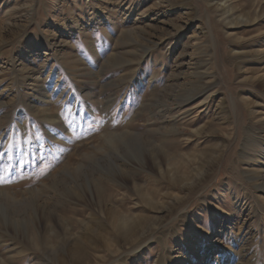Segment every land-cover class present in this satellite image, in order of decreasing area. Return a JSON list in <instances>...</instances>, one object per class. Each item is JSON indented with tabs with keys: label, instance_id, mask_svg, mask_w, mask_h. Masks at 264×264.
I'll return each mask as SVG.
<instances>
[{
	"label": "rangeland",
	"instance_id": "rangeland-1",
	"mask_svg": "<svg viewBox=\"0 0 264 264\" xmlns=\"http://www.w3.org/2000/svg\"><path fill=\"white\" fill-rule=\"evenodd\" d=\"M0 264H264V0H0Z\"/></svg>",
	"mask_w": 264,
	"mask_h": 264
}]
</instances>
